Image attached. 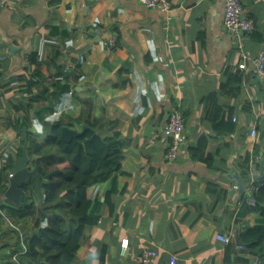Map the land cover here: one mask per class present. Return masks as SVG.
<instances>
[{"label": "crops", "instance_id": "crops-1", "mask_svg": "<svg viewBox=\"0 0 264 264\" xmlns=\"http://www.w3.org/2000/svg\"><path fill=\"white\" fill-rule=\"evenodd\" d=\"M225 1L172 0L171 10L141 0L0 5V168L9 155L19 157L23 133L9 123L20 117V99L32 94L15 77L34 70L26 58L33 52L55 56L49 80L62 70L66 83L54 109H30L34 137L45 138L44 121L81 129L97 119L103 129L119 131L125 144L121 169L88 188L100 217L86 228L82 253L72 264H141L147 248L158 251L154 264H172L173 257L176 264H246L259 256L237 244L244 243L239 234L264 217V203L248 202L264 181L255 179L239 197L229 173L260 172L264 155V77L251 60L264 51V0H241L256 21L242 47L225 27ZM243 52L246 68L240 67ZM63 66L72 73L64 74ZM172 110L186 122V143L175 161L166 157L164 132ZM43 129L44 137L35 132ZM248 152L250 170L244 164ZM11 166L0 180L6 186L0 191V232H18L20 242L1 249L8 264L27 253L35 225L6 212L14 205L5 195ZM233 226L238 234L232 243L218 239Z\"/></svg>", "mask_w": 264, "mask_h": 264}, {"label": "trees", "instance_id": "trees-1", "mask_svg": "<svg viewBox=\"0 0 264 264\" xmlns=\"http://www.w3.org/2000/svg\"><path fill=\"white\" fill-rule=\"evenodd\" d=\"M26 58L31 65L35 64V68L29 74L15 77V80L32 95L20 99L16 106L20 117L9 123L21 133L23 127L30 124V109L44 105L54 109L61 96L64 97L66 88L62 70L58 71L56 79L49 80L54 75L52 63L56 61L55 56L49 52L43 55L33 52ZM36 89L37 93L34 92ZM43 124L46 126L45 138L39 141L31 133L28 148L31 164H37L42 174V185L38 188V179L34 175L24 185L22 204L7 205L5 209L10 216L35 220L36 229L27 236L29 261L25 264H72L82 253L80 249L86 228L95 225L100 217L94 213L99 207L93 206L88 188L111 179L121 169L125 144L119 131L103 129L97 119L86 120L85 124L90 127L71 142H66L61 132L63 125L72 124L61 120L44 121ZM22 146L23 138L17 156L22 154ZM13 161L9 155L7 166L0 168V180ZM244 164L250 170L249 152ZM5 187L1 183L0 191ZM244 201L247 203V199ZM258 202L264 203V184L258 188ZM8 232H0V252L2 248L20 242L18 232L19 238L10 237ZM239 235L253 253L264 257V217L260 224L244 229ZM227 254H232L230 246ZM0 264H8L7 259L0 257Z\"/></svg>", "mask_w": 264, "mask_h": 264}, {"label": "built area", "instance_id": "built-area-1", "mask_svg": "<svg viewBox=\"0 0 264 264\" xmlns=\"http://www.w3.org/2000/svg\"><path fill=\"white\" fill-rule=\"evenodd\" d=\"M7 0H0V5H5ZM143 4L150 8H160L163 10L172 9V0H141ZM224 24L227 31L231 34L233 38H236L242 47V40L245 35L251 34L256 29V21L250 16L247 9L241 2V0H226L225 10H224ZM244 61L240 63L241 68H246L247 61L249 58L246 52H243ZM253 63L256 65L258 72L262 77H264V51L258 53L257 56L251 58ZM165 137L168 141V149L166 151V157L170 161H175L181 150L186 143V122L184 115L178 110H172L169 114L167 123L165 125ZM252 136H256V128L253 127L250 130ZM259 173L256 168L251 174ZM12 176V174H10ZM254 186L252 183L250 188ZM251 195L248 198L250 204L256 203L257 189H253ZM238 234V229L236 227H231L227 233L217 234L218 239L226 244H230L236 239ZM128 247L127 243L123 244V252L126 251ZM239 250H248L249 247L245 243L237 244ZM158 255V251L153 248H147L143 251L140 256L141 264H154L155 258ZM176 258H172V264H176ZM246 264H263V259L260 256L255 258V261Z\"/></svg>", "mask_w": 264, "mask_h": 264}, {"label": "water", "instance_id": "water-1", "mask_svg": "<svg viewBox=\"0 0 264 264\" xmlns=\"http://www.w3.org/2000/svg\"><path fill=\"white\" fill-rule=\"evenodd\" d=\"M14 50V47H13ZM63 72L67 76L72 73L71 70H67L66 66H63ZM90 126L85 124L81 129L74 128L70 125H63L62 127V138L66 142H71L73 139L81 136ZM94 129V128H93ZM97 130V129H94ZM34 132V131H33ZM36 133H41L45 136V129L42 132L35 131ZM32 133V130L28 126L23 127V146L22 154L12 163L10 173L12 176L9 180V187L5 191L6 198L16 206L22 204V199L25 193L24 185L27 181L33 177L37 176L38 179V188L42 185V174L39 171L37 164L32 165L29 155V135ZM260 172L254 173L249 176H242V174L235 168L232 172L229 173V177L235 182L233 193H237L239 197H242L246 194L247 189L250 187L252 182L255 179L264 178V155L260 159Z\"/></svg>", "mask_w": 264, "mask_h": 264}, {"label": "rangeland", "instance_id": "rangeland-1", "mask_svg": "<svg viewBox=\"0 0 264 264\" xmlns=\"http://www.w3.org/2000/svg\"><path fill=\"white\" fill-rule=\"evenodd\" d=\"M39 139V138H38ZM34 226V228L36 227L35 225H33ZM30 231H32V230H30ZM34 231V230H33ZM8 235L10 236V237H15V238H19V236H18V234H16V231H9L8 232ZM26 243H28L27 241H26ZM26 247V246H25ZM4 255L5 254H2V257H4ZM8 257L10 256V255H7ZM11 260V262H13V263H11V264H20L19 262H23V263H26L27 261H28V258H27V256H26V252L25 253H23L21 256H20V258L18 259L17 257L15 258V259H10Z\"/></svg>", "mask_w": 264, "mask_h": 264}]
</instances>
